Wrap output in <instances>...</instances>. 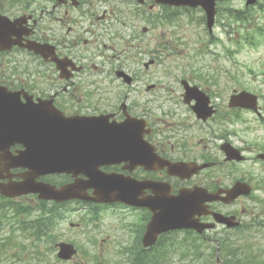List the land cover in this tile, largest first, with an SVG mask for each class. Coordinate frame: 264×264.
<instances>
[{"label": "flooded vegetation", "instance_id": "obj_1", "mask_svg": "<svg viewBox=\"0 0 264 264\" xmlns=\"http://www.w3.org/2000/svg\"><path fill=\"white\" fill-rule=\"evenodd\" d=\"M118 2L128 9L120 8ZM154 5V0H146L144 5L136 0H0L1 14L11 19L28 18L17 28L24 32L22 43L35 41L49 45L51 51L47 59L19 46L0 51V87L19 93L15 99L20 106L29 103L46 108L53 129L65 135L59 146L88 149L79 156L80 161H91L99 174L127 182L132 196L137 194L139 199L174 197L182 188L215 193L231 190L238 182L250 185L251 194H241L230 203L207 202L201 209L203 213L195 215V220L214 227L202 233L173 230L158 239L183 242L184 233L192 232L204 245L240 244L238 237L244 236L242 233L262 214L256 210L260 199L257 193L264 192V159L258 157L264 152V127L255 137L260 143L248 145L247 128L231 124H240L242 114L250 111L230 107L229 98L228 102L222 99L218 103L220 94L212 91L211 85L198 84L215 110L212 117L203 119L193 109L197 99H186L183 78L158 83L133 71L141 44L136 48L134 33L121 44L124 36L120 27L134 18V6ZM118 70L129 73L132 81L118 77ZM25 146L22 142L11 143L10 147L5 144L12 154ZM3 147L0 143V164L4 161ZM226 147H235L244 159H230ZM163 161L206 167L182 178L171 174L167 166L161 167ZM25 171L16 168L12 173ZM78 172L45 174L38 179L59 187L77 179L90 181L88 174ZM98 208L111 211L125 231L130 229L133 245L126 260L148 259L150 253L139 245L137 248L135 242L143 244L153 212L148 207L124 202L98 204ZM215 213L229 220L218 222ZM229 223L238 224L229 227ZM166 235L171 238L164 239ZM162 245L160 242L155 247Z\"/></svg>", "mask_w": 264, "mask_h": 264}, {"label": "rangeland", "instance_id": "obj_2", "mask_svg": "<svg viewBox=\"0 0 264 264\" xmlns=\"http://www.w3.org/2000/svg\"><path fill=\"white\" fill-rule=\"evenodd\" d=\"M260 4L251 8L250 11L254 10L251 15H247L246 21L233 26L235 32L241 30L245 34L244 36H249L251 40H254L255 42L252 44L246 42L245 39L241 43L238 42L241 33L233 39V36L226 32L231 29L230 18L224 14L227 13L225 12L226 8L245 9L246 0H232L221 4L222 12L215 25L214 35L216 38L213 43L210 41L211 35L206 25L198 21L203 14L200 8L189 11L180 9L177 13L172 14L178 20L158 25L153 24L156 21L153 16L149 15V12L147 18H137L135 11L134 18H130L127 25L120 27L124 38L119 42L123 44L128 35L134 33L136 38H141L138 42L142 43L140 47L144 50L141 55L136 50L137 58L141 56L148 60L159 56L158 63L148 71L143 64L136 63L134 65V69L139 71L138 75L151 82L162 83L167 80L180 79L185 74L193 79V71H197L196 68L200 67L205 73V77L202 82H199L198 79L193 82H198L197 84L200 85H211V90L218 91L217 94H220L217 100L220 104L223 101L228 102L230 94L235 89H242L243 85L264 96V0H260ZM118 5L123 10L128 9L121 2H118ZM135 10H137L136 6ZM152 11L156 14H165L159 7L153 8ZM140 13L143 14L142 11ZM223 24H225V28ZM144 26L150 28L148 33L142 31ZM108 29L112 32L110 27ZM138 42L136 40V45L140 44ZM163 43L168 45L167 50L163 47ZM101 49L103 50V46ZM203 49L210 53L198 56L200 50ZM208 82L212 84H207ZM222 99L224 100L222 101ZM262 104H264L263 100ZM242 117L244 119L240 124L232 123L231 126L247 128L248 145H253L255 142L260 143L255 140V137L261 132L260 128L264 127V118L260 119L254 112L243 113ZM252 132L256 134L253 135ZM257 194L260 196L258 201L262 202V205L259 206L258 203L256 212L264 214V192ZM23 202L37 205L36 199L32 197L24 199ZM110 212L102 210L100 218L94 223L86 221L85 208L83 207L68 213L58 231L56 230V234L58 241H73L81 248L79 254L70 261L59 260L57 250L48 249L51 246L50 242L37 241L34 244L31 237L24 236L19 232L14 239L18 246L14 245L13 248L8 249L10 260H15L16 264H46V262L49 264H94V262L96 264H126V255L122 254L123 244L133 241L132 233L129 228L128 231H125L120 222L116 220L118 216ZM127 221L130 222L131 218H127ZM72 223L75 224L74 227L71 226ZM4 231L5 229L0 232V239H2L0 249L4 242L3 239L7 235ZM249 232L253 233L250 230ZM261 233L258 231L254 233L252 238L254 243L258 241L260 244L264 243V235ZM52 245L55 249V242ZM37 251L44 255H40Z\"/></svg>", "mask_w": 264, "mask_h": 264}, {"label": "water", "instance_id": "obj_3", "mask_svg": "<svg viewBox=\"0 0 264 264\" xmlns=\"http://www.w3.org/2000/svg\"><path fill=\"white\" fill-rule=\"evenodd\" d=\"M174 5H201L207 12V25L210 31L213 30L216 15V3L218 0H157ZM257 0H248V4H254ZM18 30V31H17ZM22 32V31H21ZM19 29L7 23L0 16V48L7 47L6 39L12 40V35L21 36ZM36 53L49 57V48H42L30 45ZM149 64H147L148 66ZM119 75L126 77L125 73L120 72ZM128 78V77H126ZM187 85L186 82H184ZM187 92L185 96L187 101L195 98L196 105L193 107L199 117L207 118L211 116L213 108L209 106V98L205 97L198 87L186 86ZM201 92V93H200ZM231 106H242L257 109L256 95L242 91L235 94L231 98ZM50 113L45 108L34 107L30 105H19L15 97L3 89H0V129L3 130V137L12 130L19 131L20 139L24 138L27 144L26 150L22 151L17 157V161L10 164L12 166L23 165L30 170L23 175L22 182L10 181L9 183H0V190L4 195L17 196L24 193H39L42 199L65 201L73 198L92 200L96 202L124 201L126 203L147 206L154 212L152 220L148 224L146 234L143 238L145 247L152 246L158 235L171 229L192 228L199 232H203L206 228L213 224H203L195 220L194 217L198 213L202 214L201 209L206 205L207 201L218 200L221 192L209 194L204 189H181L180 193L174 197L153 198L151 201L147 199H139L137 194L134 196L131 189H128V183L117 179L114 176L101 175L95 165L89 162H82V152L88 149H76V146H59L58 143L63 141L65 135L57 133L53 129ZM230 155V159L236 158L241 160L234 149L225 148ZM89 152V151H88ZM168 165L169 172L181 177H189L191 174L198 172L205 165L195 166L194 164H172L162 163L161 166ZM54 171H68L76 173L77 171L88 174L90 181L84 183L76 181L73 184L66 185L61 189L55 186L38 182L36 179L39 175L51 173ZM139 187V184H136ZM95 189L94 195L87 193V188ZM251 189L243 186L238 182L236 186L228 191L222 199L226 202L233 201L241 194H249ZM217 221H227V217L219 213H215ZM234 223H229V226ZM58 256L61 259H71L77 249L71 243L60 242Z\"/></svg>", "mask_w": 264, "mask_h": 264}, {"label": "trees", "instance_id": "obj_4", "mask_svg": "<svg viewBox=\"0 0 264 264\" xmlns=\"http://www.w3.org/2000/svg\"><path fill=\"white\" fill-rule=\"evenodd\" d=\"M235 11L231 9L232 21H246L247 15H251L250 11ZM243 36H241V39ZM249 40V37H246ZM240 41L238 42H241ZM203 53V52H201ZM17 204V205H15ZM11 207L13 214L11 215L10 210L0 207V228L5 229V238L3 239L2 248L0 249V264H16L15 260H10L11 256L8 253L9 248L18 244L14 242L17 232L20 234L31 237L33 243L37 241L50 242L51 246L48 247L51 251H54L53 242L58 241L56 230L59 229L61 222L65 217V209L63 205L56 203L40 202L39 210L35 215L32 209L27 208L24 205L14 203ZM13 217H16L17 221H11ZM19 219H18V218ZM17 224L16 228L14 224ZM12 225V226H11ZM2 241V239H0ZM165 244H169V240L164 241ZM9 245V246H7ZM37 246V245H36ZM167 247L168 246H163ZM232 248V249H231ZM230 249L232 254L230 253ZM87 251V250H85ZM40 255L44 253L37 251ZM220 252L221 261L223 264H264V247L254 246L253 244H234L233 246H226L223 243L208 247L200 241V239L189 232L183 238V252L181 264H218L217 254ZM255 256L256 259H253ZM146 260L139 261H128L126 264H172L169 262H160L161 258L164 260L165 254L162 252L160 247H155L151 250V253ZM43 260V258H42ZM46 264H49L46 262ZM94 264H96L94 262Z\"/></svg>", "mask_w": 264, "mask_h": 264}, {"label": "bare ground", "instance_id": "obj_5", "mask_svg": "<svg viewBox=\"0 0 264 264\" xmlns=\"http://www.w3.org/2000/svg\"><path fill=\"white\" fill-rule=\"evenodd\" d=\"M256 257H258V256H255L253 259H256ZM258 258H260V257H258Z\"/></svg>", "mask_w": 264, "mask_h": 264}]
</instances>
